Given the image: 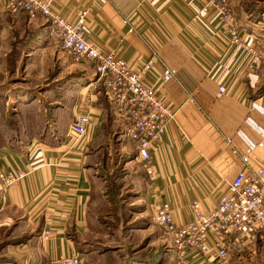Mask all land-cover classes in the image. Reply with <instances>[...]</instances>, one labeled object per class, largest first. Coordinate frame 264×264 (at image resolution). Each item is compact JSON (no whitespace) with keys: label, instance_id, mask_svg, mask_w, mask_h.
<instances>
[{"label":"crops","instance_id":"obj_1","mask_svg":"<svg viewBox=\"0 0 264 264\" xmlns=\"http://www.w3.org/2000/svg\"><path fill=\"white\" fill-rule=\"evenodd\" d=\"M43 1L68 20L85 11L87 37L134 70L151 61L144 80L157 90L162 72L171 74L164 93L178 105L176 116L152 151L151 176L144 167L150 216L167 204L174 224L186 225L192 201L211 211L237 172H264V84L258 73L245 72L248 52L228 47L218 13L202 11L204 0ZM239 30L249 46L251 38L259 41L264 63V30L261 37L252 31L258 38ZM98 84L93 66L64 52L46 19L11 16L0 8V119L9 111L24 120L18 128L1 122L0 133L8 128L31 135L24 151L0 143L1 172L27 173L9 190L0 181V264H53L70 253L80 254L81 264L112 260L76 247L90 236L93 174L85 152L99 146L104 130H114L112 107L99 102ZM86 111L90 124L77 138L71 125ZM45 229L51 237L43 243L35 232ZM178 259L215 264L192 252ZM227 264H264V232L252 239L244 234Z\"/></svg>","mask_w":264,"mask_h":264},{"label":"built area","instance_id":"obj_2","mask_svg":"<svg viewBox=\"0 0 264 264\" xmlns=\"http://www.w3.org/2000/svg\"><path fill=\"white\" fill-rule=\"evenodd\" d=\"M0 8L11 16L46 19L50 34L59 47L75 60L93 66L96 80L112 107V119L125 127V135L134 146L137 159L151 176L152 151L161 141L167 124L176 116L178 108L164 93V85L171 79L170 72H162V84L158 90L147 84L144 75L150 71L151 61L136 71L116 52L99 49L87 37L84 29L85 11L73 20H68L53 11L50 4L43 0H4ZM202 11L218 13L228 47L246 50L250 60L245 72L256 75L261 58L260 43L251 38L254 44L249 46L243 40V33L237 28L232 15L231 0H204ZM218 90L224 93L225 87L221 85ZM90 115L86 111L74 117L71 128L77 138L85 135ZM241 158L247 161L246 156ZM263 173V169L237 172L228 183L227 192L218 199L211 211L203 210L200 200L192 201L189 204L192 220L186 225L174 224L172 208L167 204L152 211V220L170 237L179 258L192 252L215 264H227L230 251L235 248V244L240 243L244 234H250L252 239L255 232H264ZM26 176L27 173L22 171L3 174L0 170V181L7 190L14 188ZM50 237V230L45 229L40 240L44 243ZM81 263L82 257L78 253H70L53 261V264Z\"/></svg>","mask_w":264,"mask_h":264},{"label":"rangeland","instance_id":"obj_3","mask_svg":"<svg viewBox=\"0 0 264 264\" xmlns=\"http://www.w3.org/2000/svg\"><path fill=\"white\" fill-rule=\"evenodd\" d=\"M231 5L237 28L250 31L256 37L257 34L252 33L254 30L261 37L264 30V0H231ZM246 21H250L251 28L247 27ZM262 59L258 66L261 77L259 84H264ZM99 85L96 86L99 102L110 110ZM9 113H5L0 123L3 122L5 127L13 125L18 128L19 122L24 120L16 114L11 118ZM19 113L22 116L21 110ZM109 121L114 130H104L105 138L99 146L85 152L93 174L88 211L90 236L83 244L77 242L78 251H83V255L94 252L95 256L112 258L107 259V264H182L170 237L153 222L149 214L145 195L150 178L125 135V127L111 118ZM109 126V122L105 124V127ZM7 130V134L0 133V143L15 150L23 148L24 151L31 141V135L22 134V130ZM38 233L35 232L40 241L42 232ZM87 264L94 263L89 261Z\"/></svg>","mask_w":264,"mask_h":264}]
</instances>
